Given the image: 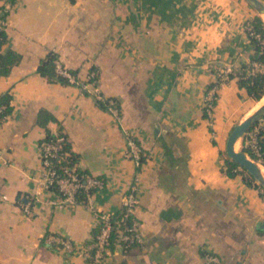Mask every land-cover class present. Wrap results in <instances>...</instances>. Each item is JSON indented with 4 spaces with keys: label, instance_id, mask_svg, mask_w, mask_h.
I'll use <instances>...</instances> for the list:
<instances>
[{
    "label": "crops",
    "instance_id": "crops-1",
    "mask_svg": "<svg viewBox=\"0 0 264 264\" xmlns=\"http://www.w3.org/2000/svg\"><path fill=\"white\" fill-rule=\"evenodd\" d=\"M256 13L246 0L9 4L1 50L13 48L21 59L0 76V93L12 94L0 122V264H87L83 248L93 238L95 211H119L135 176L143 241L126 251L115 241L103 264H206L207 251L222 264H264V192L240 172L228 175L221 155L233 123L258 103L247 106L251 97L234 74L253 52L245 22ZM49 49L75 70L76 83L37 72ZM210 83L216 102L209 124L203 107ZM100 95L119 100L118 116L99 107ZM40 108L57 118L47 127H62L78 166L104 178L94 209L60 204L43 184ZM125 133L145 151L139 171L123 154ZM51 236L68 237L74 249Z\"/></svg>",
    "mask_w": 264,
    "mask_h": 264
},
{
    "label": "built area",
    "instance_id": "built-area-1",
    "mask_svg": "<svg viewBox=\"0 0 264 264\" xmlns=\"http://www.w3.org/2000/svg\"><path fill=\"white\" fill-rule=\"evenodd\" d=\"M1 11L2 7L0 6V12ZM245 30L249 37L253 36L263 42L260 35L252 29L248 19L245 22ZM263 69L264 63L258 60H252L247 67V73L253 74L262 71ZM56 70L62 75L68 77L71 83L77 82L75 76L69 72L67 68L62 66L59 61H56ZM228 72L229 69L218 73L219 80L225 79ZM92 75L93 72L89 74V78ZM82 86H84V84H82ZM214 97V88L212 87L208 90L205 96V106L208 116H211L212 108L214 106L212 104V99ZM116 102L117 100L115 98H108V110L118 116L119 111ZM2 120L3 119H0V122ZM259 126L260 124L254 125L245 132V142L260 158L261 154L257 142ZM54 135V139L47 138L46 135H44L38 143L43 184L54 188L58 192L60 204L71 205L76 202H82L87 207L94 209V193L103 188L105 184L104 178L80 168L77 160H73L69 157V151H60V141L63 137L59 136L57 132H55ZM123 154L126 158L133 160L135 166L140 165L141 156L143 154L145 156L141 145L129 133H125V149ZM58 162H63V164L59 166L57 164ZM237 168L240 169V166ZM135 179L136 176L129 182L122 197L121 208L119 211L122 213V218L127 216L130 217V222L124 224L117 240H113L112 232L114 224H118L120 219L115 218L114 213L104 210L95 211L96 224L93 238L83 248V254L87 264H103L106 256L110 254L115 241L119 242L122 251H126L131 244L142 243L143 237L139 229V222L134 213L137 204ZM79 193H82L81 199L78 198ZM25 210L29 211V206L27 204L25 205ZM51 239L56 241L60 247L66 251L74 249V246L68 237L51 236ZM204 256L206 264H222L221 258L215 252L207 251Z\"/></svg>",
    "mask_w": 264,
    "mask_h": 264
},
{
    "label": "trees",
    "instance_id": "trees-1",
    "mask_svg": "<svg viewBox=\"0 0 264 264\" xmlns=\"http://www.w3.org/2000/svg\"><path fill=\"white\" fill-rule=\"evenodd\" d=\"M14 0H5V3L1 4L2 11L0 12V76L7 75L11 72L12 67L17 64L21 59V53L13 48H8L5 50H1L2 45L6 41L7 38V32L5 29L4 21L6 18V15L8 13V5L13 3ZM249 23L252 26V29L254 32L258 33L260 35V40L256 39L253 36H250V40L253 44V52L250 56V61L252 60H258L262 63H264V20L262 16L258 13L254 14L251 18L248 19ZM58 53L54 50H48L46 54L40 58L38 65H37V72H39L42 76H45L46 79L50 82H60V83H71L68 79V77L62 75L56 70V61H58ZM249 62L245 65H243L239 70H237L234 74L237 76V84L240 88H244L247 95L251 97L252 99L256 100V103L261 100V98L264 96V69L259 72H255L253 74L247 73V67L249 65ZM63 66V65H62ZM69 72H71L76 80V73L74 69L67 68ZM91 71L93 72V75L89 78V81L96 82L97 80V73L95 68H91ZM233 75V74H232ZM78 81V80H77ZM219 81V80H218ZM215 83H210L207 85L205 89V93L208 92L209 88H211ZM112 98H115L117 100L116 105L118 107V111L120 112V103L119 100L114 97L110 96ZM110 97H103V96H97L95 98V102L99 105V107L108 110V98ZM12 98V94L6 90L0 93V119H4L12 110V105L10 103ZM216 102L215 97L212 99V104L214 105ZM203 115L205 117H208L206 106L203 107ZM264 118V111L261 113V115L255 119L252 124L250 125V128H252L254 125L260 124V120ZM36 121L38 124L45 127L46 132L45 135L47 138H55V135L53 132L50 131V129L47 127V124L50 121H57V118L54 116L53 113H51L49 110L45 108H40L37 112ZM57 134L59 136H62L63 139L60 141V151H69L71 159L77 160V154L72 151L70 141L67 138L66 133L62 130V127L59 126L57 130ZM246 133L242 136L241 141V148L240 150L246 152L249 157L254 159L255 161H259L263 167H264V129L262 126H259L258 132H257V142L259 145V151L261 154V157L257 156L253 150L246 144ZM143 153L145 151L143 150ZM144 154L141 156L140 161L141 164L144 161ZM225 163V172L228 175H235L236 173H241L243 178H245V182L248 185L253 184V180L255 178L249 174V172L242 166H240L237 162H235L233 159L226 156L224 158ZM59 166L63 164V162L57 163ZM140 164V165H141ZM140 165H136L135 169L136 171H139ZM240 166V169L237 167ZM247 173L250 179H246V176L244 173ZM254 185L261 188L259 183H254ZM264 192V190H263ZM82 193L78 194V198L81 199ZM115 218L120 219V222L117 224H114L112 237L113 240H117L120 234V231L124 227V224L130 222V217L122 218V213L120 211L114 212ZM136 244H131L128 248L134 246Z\"/></svg>",
    "mask_w": 264,
    "mask_h": 264
},
{
    "label": "water",
    "instance_id": "water-1",
    "mask_svg": "<svg viewBox=\"0 0 264 264\" xmlns=\"http://www.w3.org/2000/svg\"><path fill=\"white\" fill-rule=\"evenodd\" d=\"M261 16L264 14V1L263 0H246ZM264 111V102L258 106L251 114L245 116L242 120L233 125L226 138L225 152L226 155L237 162L240 166L244 167L251 176L255 178L260 184L264 186L263 173L254 159L249 155L235 148V144L240 137L248 130L252 122L257 119Z\"/></svg>",
    "mask_w": 264,
    "mask_h": 264
},
{
    "label": "rangeland",
    "instance_id": "rangeland-1",
    "mask_svg": "<svg viewBox=\"0 0 264 264\" xmlns=\"http://www.w3.org/2000/svg\"><path fill=\"white\" fill-rule=\"evenodd\" d=\"M256 11V10H255ZM257 12V11H256ZM255 103H256V100H254V99H250L249 101H248V104H247V106H249L250 107V109H251V107H253L254 105H255ZM257 106H260V104H256L254 107V110L257 108ZM253 109V108H252ZM253 110V111H254ZM212 114V113H211ZM235 119H237V117L235 118ZM235 119L233 120L234 122H235ZM207 120H208V122H209V124H210V122H211V120H212V115L211 116H208L207 117ZM261 121V120H260ZM259 121V122H260ZM235 123H237V122H235ZM235 123H233V125L235 124ZM233 125L231 126V128L233 127ZM231 130V129H230ZM230 130L228 131V133H227V135L229 134V132H230ZM241 141H242V137H240L239 139H238V141H237V144H236V149L237 150H239L240 148H241ZM221 155H223V157H226L227 155H226V152H225V146H223L222 147V149H221ZM258 162V164H260L261 166H259L262 170H264V168L262 167L263 165L259 162V161H257ZM223 166H224V163H223ZM245 174V176H246V179H250V177L248 176V174L245 172L244 173ZM245 179V178H244ZM253 182H255V183H259L258 181H256V180H253ZM259 185L261 186V190H264V186L262 185V184H260L259 183Z\"/></svg>",
    "mask_w": 264,
    "mask_h": 264
},
{
    "label": "bare ground",
    "instance_id": "bare-ground-1",
    "mask_svg": "<svg viewBox=\"0 0 264 264\" xmlns=\"http://www.w3.org/2000/svg\"><path fill=\"white\" fill-rule=\"evenodd\" d=\"M262 18L264 19V14L262 15ZM264 102V96L261 98V100L257 103V104H262ZM258 107V106H257ZM252 113V112H251ZM250 113V114H251ZM236 144H237V142H236ZM236 144H235V148H236ZM259 166H261L260 164H258ZM261 169V168H260ZM261 171H262V173H263V176H264V170H262L261 169Z\"/></svg>",
    "mask_w": 264,
    "mask_h": 264
}]
</instances>
